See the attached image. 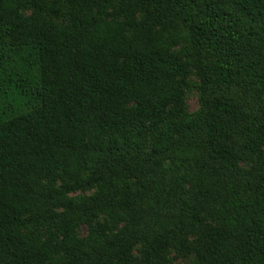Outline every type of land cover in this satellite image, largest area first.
<instances>
[{
    "label": "trees",
    "instance_id": "1",
    "mask_svg": "<svg viewBox=\"0 0 264 264\" xmlns=\"http://www.w3.org/2000/svg\"><path fill=\"white\" fill-rule=\"evenodd\" d=\"M0 40V264H264V0H0Z\"/></svg>",
    "mask_w": 264,
    "mask_h": 264
},
{
    "label": "rangeland",
    "instance_id": "2",
    "mask_svg": "<svg viewBox=\"0 0 264 264\" xmlns=\"http://www.w3.org/2000/svg\"><path fill=\"white\" fill-rule=\"evenodd\" d=\"M59 22H64V18L59 19ZM175 50H180L183 53H186L191 50L188 43L180 42L178 45H176ZM4 56L5 58L2 60L3 64L11 65L12 67H15L20 70L28 71L29 70V64L28 59L30 58L27 55V51H14L12 50L6 42L0 40V56ZM1 59V58H0ZM0 63V64H1ZM35 80H33L34 82ZM201 79L198 76L196 70H194L193 74L189 78V85L187 86L185 90V107L188 114H190L192 117H195L199 114L201 110ZM1 96V95H0ZM31 98V94L25 96L24 94L20 93H14L12 97H10L9 102L3 106L0 99V118H10L11 115L17 114L21 111H24L25 108L29 107L31 102H28V100ZM95 190L91 191H78L76 193L71 194L72 197H81L84 195H90L93 194ZM38 235L42 237H47L48 230L46 228H39L34 229L32 228ZM89 231V226L86 223H81L79 227L77 228V234L81 237L86 236V234ZM137 250H135V253H137ZM169 258L171 259L173 264H198L196 256L193 253L188 254H178L175 251H170Z\"/></svg>",
    "mask_w": 264,
    "mask_h": 264
}]
</instances>
